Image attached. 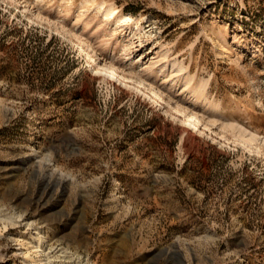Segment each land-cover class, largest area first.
I'll return each mask as SVG.
<instances>
[{
	"label": "rangeland",
	"instance_id": "374dc122",
	"mask_svg": "<svg viewBox=\"0 0 264 264\" xmlns=\"http://www.w3.org/2000/svg\"><path fill=\"white\" fill-rule=\"evenodd\" d=\"M263 136L264 0H0V264H264Z\"/></svg>",
	"mask_w": 264,
	"mask_h": 264
},
{
	"label": "bare ground",
	"instance_id": "6f19581e",
	"mask_svg": "<svg viewBox=\"0 0 264 264\" xmlns=\"http://www.w3.org/2000/svg\"><path fill=\"white\" fill-rule=\"evenodd\" d=\"M102 8L104 9V16H105V18H108L111 15H116L117 14V21L119 22V25L127 24L129 22V20H132V21L136 22L137 25H139V24L142 23L140 18H134V17H131L130 15H120L118 13L117 8L114 7V6H112V5H102ZM220 31H221L220 33H216L217 34V38L219 40L223 41L225 39L226 35H225V32H224V30L222 28H220ZM93 46H95V45H93ZM221 49H222L221 52H228L227 43H222ZM94 57H96V56H94ZM172 62H173V67L175 66L176 67V70L178 72H181V71H183L185 69V66L182 64V62L180 63V62L175 61V60H172ZM115 63L116 64H119L120 63V67H122V68H124L126 70H129L131 73L134 72V74H136L138 77H141L144 81H146L147 83H149L150 86H153V81L151 80L150 76L146 72H143V69L142 68H139V67H136L135 68L132 65H128V64H127V66H125L126 64H124L123 62H121L120 59H115ZM123 71L124 70H122V72ZM187 75L190 78L185 81V84L186 85H189V84H191V82L194 79V77L191 74H189L188 71H187ZM168 76H169V74L168 75H165V76H162V78L167 80L168 79L167 78ZM206 85H207V82L204 80V81H200V83L198 85H195V86L192 85L191 88H193L192 89L193 92L201 91L203 93V89L206 87ZM154 92L163 99V96L160 94V92L155 87H154ZM216 111H215V108H211V107L207 111L208 112L207 119L213 125H216L217 122H218V118H217ZM191 124H195V122H191ZM239 125H240L239 123H229L228 125H224V127L225 128H227L226 126L230 127L233 131L238 132V134L240 136H242V137H246L247 136L248 138H250V140L252 142H256V140L259 139V136L260 135L254 136L253 134H251L250 132H247L246 129H244L243 127H240ZM189 134L192 137L194 136L193 132H189ZM262 141L264 142V136L262 137Z\"/></svg>",
	"mask_w": 264,
	"mask_h": 264
}]
</instances>
